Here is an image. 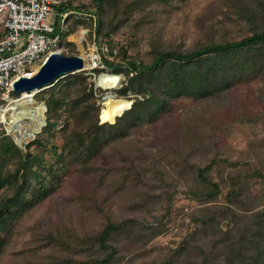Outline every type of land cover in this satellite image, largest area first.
Instances as JSON below:
<instances>
[{
  "label": "trees",
  "instance_id": "trees-1",
  "mask_svg": "<svg viewBox=\"0 0 264 264\" xmlns=\"http://www.w3.org/2000/svg\"><path fill=\"white\" fill-rule=\"evenodd\" d=\"M166 1L133 0L123 6L118 19L105 20L109 11L122 0H90L89 5L77 7L66 3L57 11L93 12L97 24L96 43L106 44L108 55L112 56L116 44L110 42V35L128 23L136 10ZM224 5L228 9L227 17L235 15L249 36L236 41H210L189 50L153 46L148 63L130 56L126 46L119 48L117 63L101 56L102 65L108 71L126 78L125 85L115 92L117 96L133 101L113 124L100 122L101 106L96 103L93 83H89V76L81 71L58 78L34 95V100L45 105V126L24 150L4 130L0 132V256L5 253L16 223L56 191L55 181L61 170L74 166L81 174L92 176L101 172L105 178L109 170L98 165L96 158L124 143L142 124L157 123L172 110L176 100L214 98L263 77L264 0H227ZM72 17L70 15L66 21L70 22ZM83 22L76 19L68 32L61 33L60 44L79 25H86ZM65 45L73 47L72 43ZM93 72L99 73L98 70ZM11 95L19 97L15 92ZM59 117H63L64 125L60 153L56 146H49ZM138 143L135 142V146ZM47 153L55 158L52 164L46 159ZM129 157L132 159H121L124 164L120 169L136 185L161 175L146 166L149 158L142 152ZM214 163L193 167L198 187L187 196L203 207L192 215L190 221L195 228L176 249L166 250L157 260H143V255L148 254L145 252L148 243L164 231L163 221L170 210L167 208L159 220L151 216L152 223L135 216L120 220L108 217L100 229L85 239L71 236L66 228L50 231L46 235L48 244L58 248L61 255H51L43 264H264V205L253 197L249 186L254 178L264 181V171L243 162H226L233 170L226 174L225 180L219 172L220 180L215 182L209 175ZM244 166L249 169L245 170ZM221 184L227 190L224 204H217ZM90 192L95 196L94 190ZM149 195L141 194L142 201L148 200ZM91 200L94 204L96 198L91 197ZM133 205L128 209L130 212L148 207L141 200Z\"/></svg>",
  "mask_w": 264,
  "mask_h": 264
},
{
  "label": "rangeland",
  "instance_id": "rangeland-1",
  "mask_svg": "<svg viewBox=\"0 0 264 264\" xmlns=\"http://www.w3.org/2000/svg\"><path fill=\"white\" fill-rule=\"evenodd\" d=\"M131 1L122 0L109 11L105 20L110 17L118 19L123 6ZM89 2L65 0L64 4L71 3L77 7L89 5ZM225 2L227 0H167L152 4L133 12L131 20L110 35V42L118 48L126 46L130 56L148 63L153 46L189 50L210 41H236L249 36L250 33L235 15L227 17ZM75 20V17L71 18L69 27ZM86 40L87 43L83 42L80 46L87 65L88 55L94 47L88 38ZM67 42L71 43L69 39L62 40L58 52L65 56H80L79 47L73 43V47H68L65 45ZM88 82L93 83L96 103L105 102L106 93L99 90L93 79H88ZM113 95L117 94L113 92ZM2 104L3 108L7 106V102ZM63 117H59L54 134L49 139V146H56L58 153L62 150L64 137ZM30 124L31 120L26 117L17 122L18 132L11 133L2 124L0 132L4 130L24 150V146L34 140L45 126L43 123L39 131L31 136L28 130ZM138 141L140 144L135 146ZM112 148L95 160L109 170L105 178L101 172L92 176L81 174L74 166L58 173L56 191L16 223L5 253L0 256V264H43L51 255H61L58 248L48 244L46 235L50 231L66 228L71 236L85 239L94 230L100 229L108 217L120 220L135 216L152 223L154 219L151 216L159 220L167 208L170 210L168 218L163 221L164 231L148 243L145 248L148 254L143 255V260H157L166 250L176 249L195 228L190 221L192 215L203 207L187 196L190 190L198 187L193 167L215 162L209 174L215 182L220 180L219 172L225 180L226 174L233 170L227 167L226 162H243L264 171V75L214 98L176 100L172 110L157 123L142 124L133 136ZM138 152L149 158L146 166L156 169L161 175L136 185L120 166L124 164L122 160L132 159L129 155ZM45 155L52 164L55 158L49 153ZM158 157L162 158L160 162ZM248 166L244 169H249ZM249 186L253 197L259 199L261 206L264 205V181L254 178ZM90 190L95 191V196ZM226 190L221 184L217 204H224ZM144 192L150 195L148 200L142 201ZM91 197L96 198L94 204H97L91 202ZM139 200L147 203L148 207L130 212L128 209Z\"/></svg>",
  "mask_w": 264,
  "mask_h": 264
},
{
  "label": "built area",
  "instance_id": "built-area-1",
  "mask_svg": "<svg viewBox=\"0 0 264 264\" xmlns=\"http://www.w3.org/2000/svg\"><path fill=\"white\" fill-rule=\"evenodd\" d=\"M64 3L65 0H0V111L5 109L2 103L7 102L8 97L12 98L13 82L30 74L33 66H41L50 53L58 51L61 33L70 29L69 22L66 21L70 15L84 21L86 25H79V30L66 39L78 46L70 37L84 31L79 44L86 42L88 38L94 47L88 55L87 68L83 71L90 80L95 81L100 91L106 93V97L111 94L117 100L118 96L113 95V92L125 85L126 78L123 74L108 71L102 65L101 56L114 62L119 48L116 46L113 55H108L107 45L96 43V15L91 11L74 10L59 13L57 8ZM94 70L99 73L93 72ZM114 77L118 78L117 85L110 88V79ZM104 103L100 104L101 110L106 108Z\"/></svg>",
  "mask_w": 264,
  "mask_h": 264
},
{
  "label": "bare ground",
  "instance_id": "bare-ground-1",
  "mask_svg": "<svg viewBox=\"0 0 264 264\" xmlns=\"http://www.w3.org/2000/svg\"><path fill=\"white\" fill-rule=\"evenodd\" d=\"M85 32H78L70 37V40L78 43L80 57L84 61V68L86 65V56L83 55V50L80 46V40ZM58 52V51H57ZM91 52V51H90ZM40 66H33L32 71L28 75H23L26 77H33L39 71ZM118 78L110 79V88L114 85H117ZM35 92H23L19 95L17 99L7 98V106L5 109L0 111V124L4 125L8 131L11 133L18 132L16 126L17 122L23 120L28 117L31 120V124L28 127L30 135L33 136L35 133L39 131V129L43 126L44 121V109L41 104L36 103L33 99ZM32 97V100H30ZM105 107L101 110L99 119L101 123H113L115 118L122 115L124 111H126L130 107V103L127 100L117 99L114 100L111 94H107L105 98Z\"/></svg>",
  "mask_w": 264,
  "mask_h": 264
},
{
  "label": "water",
  "instance_id": "water-1",
  "mask_svg": "<svg viewBox=\"0 0 264 264\" xmlns=\"http://www.w3.org/2000/svg\"><path fill=\"white\" fill-rule=\"evenodd\" d=\"M84 64L85 63L80 56H65L57 51L52 52L40 66V69L35 76L31 78L21 76L16 79L12 84V91L19 95L23 92L37 93L40 90L48 88L54 81L58 78L64 77L66 74L83 71ZM30 100H32V97H30ZM128 102L131 106L133 101ZM41 106L45 112V105L41 103ZM43 123L45 124L44 121ZM15 144L17 143L15 142Z\"/></svg>",
  "mask_w": 264,
  "mask_h": 264
}]
</instances>
